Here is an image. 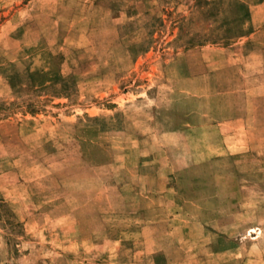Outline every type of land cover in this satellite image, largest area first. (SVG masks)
I'll return each instance as SVG.
<instances>
[{
  "label": "rangeland",
  "instance_id": "obj_1",
  "mask_svg": "<svg viewBox=\"0 0 264 264\" xmlns=\"http://www.w3.org/2000/svg\"><path fill=\"white\" fill-rule=\"evenodd\" d=\"M0 264H264V0H0Z\"/></svg>",
  "mask_w": 264,
  "mask_h": 264
}]
</instances>
